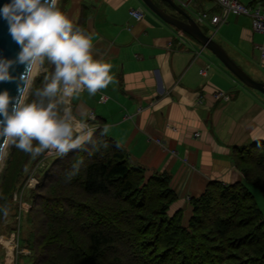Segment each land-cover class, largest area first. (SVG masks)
I'll use <instances>...</instances> for the list:
<instances>
[{
    "label": "crops",
    "instance_id": "obj_1",
    "mask_svg": "<svg viewBox=\"0 0 264 264\" xmlns=\"http://www.w3.org/2000/svg\"><path fill=\"white\" fill-rule=\"evenodd\" d=\"M173 1L248 76L264 82L256 48L262 35L253 31L248 16L229 14L214 27L197 21L201 13L221 14L212 0ZM238 1L253 6L261 0ZM62 5L73 24L91 36L93 57L111 64L107 87L71 100L74 114L91 129L107 127L103 133L147 177L167 176L177 198L169 215L180 210L186 222L189 199L212 182L252 189L235 167L234 150L264 147L263 94L243 85L209 50L140 0H66ZM158 5L183 19L168 4ZM133 9L143 13L141 20L129 15ZM217 93L226 98H215Z\"/></svg>",
    "mask_w": 264,
    "mask_h": 264
},
{
    "label": "trees",
    "instance_id": "obj_2",
    "mask_svg": "<svg viewBox=\"0 0 264 264\" xmlns=\"http://www.w3.org/2000/svg\"><path fill=\"white\" fill-rule=\"evenodd\" d=\"M46 75L35 79L31 99L41 100ZM92 132L93 143L51 157L29 190L20 243L27 264H264V211L255 196L264 204V147L234 150L254 192L209 183L189 199L183 225L180 210L168 214L177 198L167 176L147 177L102 130Z\"/></svg>",
    "mask_w": 264,
    "mask_h": 264
},
{
    "label": "clouds",
    "instance_id": "obj_3",
    "mask_svg": "<svg viewBox=\"0 0 264 264\" xmlns=\"http://www.w3.org/2000/svg\"><path fill=\"white\" fill-rule=\"evenodd\" d=\"M57 4L58 0H7L0 5V19L19 46L14 60L0 58V82L17 84L16 96L0 91V142L11 141L33 156L46 150L62 156L93 143L92 130L74 114L71 100L84 91L95 95L112 80L111 64L92 55L91 36ZM46 62L52 70L36 90L41 100L28 102L25 92L33 70ZM15 64L24 66L18 78L10 72Z\"/></svg>",
    "mask_w": 264,
    "mask_h": 264
},
{
    "label": "rangeland",
    "instance_id": "obj_4",
    "mask_svg": "<svg viewBox=\"0 0 264 264\" xmlns=\"http://www.w3.org/2000/svg\"><path fill=\"white\" fill-rule=\"evenodd\" d=\"M65 1L58 0L57 7L61 8ZM51 70L52 66L47 62L44 66L33 70V79L25 92L28 102L33 100L31 99V89L35 79L46 72L49 75ZM28 154L16 148L9 141L5 144L0 158V264H27L28 257L22 256L29 252L20 243L29 231L24 219L25 212L31 205L29 190H33L37 185L38 176L42 174L47 163H50V158L57 155L47 150L36 156L30 154L29 158H26ZM255 196L259 208L264 211L261 197ZM4 209L7 210V215L4 214ZM186 222L185 218L182 219L183 225H186ZM5 247L7 250L9 249L8 254Z\"/></svg>",
    "mask_w": 264,
    "mask_h": 264
},
{
    "label": "water",
    "instance_id": "obj_5",
    "mask_svg": "<svg viewBox=\"0 0 264 264\" xmlns=\"http://www.w3.org/2000/svg\"><path fill=\"white\" fill-rule=\"evenodd\" d=\"M143 6L161 21L173 26L180 32L191 37L203 48L209 50L215 58L243 85L256 90L264 95V82H258L248 76L234 61L227 55V53L215 43L211 37L206 36L199 28V26L191 19L181 8H179L173 0H140ZM155 1L163 2L183 19L171 16L163 8L158 6ZM7 0H0V5L6 3ZM19 51V46L13 41L9 32L7 23L0 19V58L15 59ZM24 71V66L15 64L10 69L12 75L19 77V74ZM7 89L10 96L17 95V84L15 81L0 82V91ZM5 147V143L0 142V158Z\"/></svg>",
    "mask_w": 264,
    "mask_h": 264
},
{
    "label": "built area",
    "instance_id": "obj_6",
    "mask_svg": "<svg viewBox=\"0 0 264 264\" xmlns=\"http://www.w3.org/2000/svg\"><path fill=\"white\" fill-rule=\"evenodd\" d=\"M186 1V0H185ZM221 11L220 15H211L207 13H201L197 21L204 22L208 21L211 26H218L225 22V18L229 14L248 16L251 21L253 31L258 32L262 35V42L256 46L259 54L262 69L264 71V0L256 2L253 6H244L238 0H212ZM129 15L135 20L139 21L143 17V13L140 10H130ZM203 73V71H200ZM222 96L221 93H217L215 98ZM89 120L92 121L93 117L90 114ZM87 127L91 129L88 125ZM92 131L94 129H91ZM173 154V153H172ZM18 237V236H17ZM17 247V246H16ZM9 250V249H8ZM8 250L5 247V251L8 254Z\"/></svg>",
    "mask_w": 264,
    "mask_h": 264
}]
</instances>
